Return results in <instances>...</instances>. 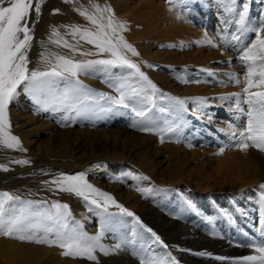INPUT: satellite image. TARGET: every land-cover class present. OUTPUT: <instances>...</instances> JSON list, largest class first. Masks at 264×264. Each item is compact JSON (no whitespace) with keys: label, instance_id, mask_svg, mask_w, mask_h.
Listing matches in <instances>:
<instances>
[{"label":"bare ground","instance_id":"6f19581e","mask_svg":"<svg viewBox=\"0 0 264 264\" xmlns=\"http://www.w3.org/2000/svg\"><path fill=\"white\" fill-rule=\"evenodd\" d=\"M36 1L32 0L33 7L27 18L32 36L37 28ZM155 2V0H133L134 8L130 7L128 18L136 28L132 29L131 26L130 28L134 32L141 29L139 31L141 33L139 35V32H135L131 39L128 37L130 45L134 48L132 55L128 54L132 56V61H137L136 59L139 58L137 56H140L138 55L140 54L139 46L142 48L146 45L147 49L141 50L146 56L147 54L151 56L149 59L154 60L151 62L152 67H150L151 64L150 66L146 64L150 67L147 68L152 69V75L155 74L156 78L162 80L167 89L164 88L162 92H159V89L155 88L157 84L152 81L150 84L152 88L145 89L143 93V82L135 86L134 84H137L134 83L135 78L127 70L116 71L115 86L110 93L116 101L120 99L121 91H123L124 103L118 104L114 101L113 108L106 113L114 111L115 117L124 122V127L139 131L140 134H138L143 139L150 141L152 145L161 146L162 151L169 153L168 167L172 168L170 178L163 182L161 187L154 185L155 179L152 177L154 163L147 161L148 170L151 169L150 176L142 178L137 174L134 175L135 189L128 191L124 201L117 199L115 205L108 203L119 208V212L99 206L104 204V198L95 197L92 195L94 193H89L88 200L70 192L59 196L58 194L61 193L57 194L48 187L49 184L44 187L38 183L40 185H33L14 193L11 190H5L0 184V193L7 192L20 198L9 201L5 205L17 211L27 208L32 212L54 214L57 209L52 207L53 204H67L69 227H76L89 236L98 235L103 231L100 243L109 251L114 250L115 245L119 244L118 240H122L121 236H117L119 232L116 229L119 226L113 223L119 218V214H124V218L128 217V221L139 218L143 222L142 226L151 227L152 231L160 237L159 251L156 252L160 264H239L240 258L258 254L255 248L264 246V188L260 187L264 184V153L252 148L243 151L235 146L239 141V133L247 127V113L250 110V106L246 103L247 94L243 92V89L246 86V74L251 62H244L241 57L255 42L257 31L264 38V0H235V3L232 0H160L159 11L152 7ZM245 4L247 5L245 19L243 23H238L239 14L243 12ZM104 9L108 8L102 5L100 0L58 2L46 14V26L52 34L53 42L49 46L41 44L45 48L43 53H28L29 69L48 71L56 63V56H64L73 61L82 59V54H77L72 48L65 47L64 42L74 46L87 42L81 39L79 33L72 35L73 27L84 30L87 27L91 29L89 27L93 26V24H87L88 19L81 14L85 11L89 15L100 18L102 23L104 18L111 17L114 26L121 25L119 15V17L116 15L118 18H113L109 13L110 10L104 11ZM127 24L125 26L130 25ZM120 30H123V35L126 33H124L125 29ZM54 32L59 35H53ZM38 35L35 34V37ZM113 35L115 36L114 33ZM114 36L113 38L116 37ZM234 37L238 38L234 39ZM40 39L38 41L41 43L42 38ZM57 39L61 40L60 44L54 42ZM44 43H46L45 40ZM149 45L151 49L148 48ZM121 47L124 48L123 45ZM136 47L139 50H136ZM89 52L91 56L96 57L100 53L97 47ZM143 57L145 58V55ZM256 64L258 73L261 62L257 61ZM150 73L148 75H151ZM61 78H45L47 83L29 87L27 90L24 85H20L17 95L8 105L9 131L16 134L20 141L19 148H23L25 152L31 150L32 142L39 136L37 132L43 129L42 124H47L55 114L61 113L59 108L64 97L53 91L60 89L58 82ZM254 79H259L258 74ZM82 91L87 93V88ZM251 91H264V88H253ZM24 93L32 95L27 98L33 104L31 112L26 109L31 105L26 104V100L22 101ZM148 93L151 95L146 96L145 94ZM70 101L75 100L70 98ZM93 110L90 115H98V112ZM141 111L145 115L137 116L136 113ZM142 127H151L154 131H140ZM233 133L236 135L233 136ZM119 140L115 138L113 143L116 145ZM98 141L97 145L101 143L105 145V142H108L107 139ZM221 148L225 149L223 153H220ZM12 149L15 151L14 148ZM58 169L51 173L50 169L48 171L45 169V172L59 177L62 174L71 176V173L64 172L62 167ZM108 171L110 173L112 169L108 168ZM156 171L157 169H154V172ZM119 175L114 174L110 177L109 184L106 186H101L98 182L86 181L112 197L120 194L122 190V178H118ZM48 176L46 175L45 178ZM252 186L258 192L254 196H250L249 193ZM160 190L162 193L163 190L167 191L163 195V200L159 196ZM167 197L173 200L171 204L164 202ZM91 199L98 200L99 205L92 204ZM254 200H258L259 203L255 204ZM117 205L127 209L133 215L129 216ZM219 213L223 215L224 222L229 220L233 224L229 241L223 238L219 227L213 222L212 216ZM260 213H262L261 216H259ZM107 219L112 221L111 225L106 224ZM43 222L48 226L53 223L46 219ZM38 232L41 233L40 237L45 236L43 229L37 230V234ZM47 236L54 238L55 233H48ZM215 238L224 240L223 243L219 241L224 251H218ZM0 239L6 246L0 264H84L82 258L63 255L64 249L55 244L22 241L3 235H0ZM195 247L204 248L202 253L205 255H198ZM43 249L47 252L45 254L49 255L46 256L47 258L42 253ZM104 254H100L102 258ZM144 257L142 255L144 264L148 263L150 260ZM216 257L226 259L219 260ZM132 258L130 264H135ZM248 264H259V262H248Z\"/></svg>","mask_w":264,"mask_h":264},{"label":"rangeland","instance_id":"374dc122","mask_svg":"<svg viewBox=\"0 0 264 264\" xmlns=\"http://www.w3.org/2000/svg\"><path fill=\"white\" fill-rule=\"evenodd\" d=\"M37 1L35 5L37 4ZM60 1L62 0H40L38 2L41 7H40L39 14L37 13L35 14L36 15L35 21L37 20L36 21L37 28H35V31H34V35H33L34 38L32 39L33 42L31 41V47L28 49L29 54L43 53L45 51V48H43L41 44H45L49 46L53 42L52 34L48 30L49 28L46 26L47 25V20H46L47 15L46 14H48L51 11V9ZM155 1L156 2L152 5V7L155 8V9L153 8L154 10L159 11L160 6L158 2L160 0H155ZM100 2L102 3V5H104L110 10L109 13L111 16H113V18H118L120 16L118 19H121V22L123 23V24L121 23V25L124 28L119 27L120 24L117 25L118 27H116V31L118 32L122 31V32L119 34L118 32H115L114 34L116 37L117 35L118 37L120 36L123 37L126 34L125 35L126 39L125 37H123V40L126 41L128 44H130L129 41L133 37L135 32L141 31V29L139 28L140 29V30L138 29L139 31L134 32V30L132 29L136 28V26L133 25V22L130 21L131 19L128 18L130 15V11H131L130 7L132 9L134 8V5L132 3L133 0L132 1L131 0H100ZM118 4L119 6H117ZM42 12H43L42 14L43 16L40 15ZM106 15H107V12H106ZM116 15L117 16L119 15V16L117 17ZM126 19L128 20L126 21ZM107 21H108V17L104 18L105 25L107 24ZM86 22L89 25L92 24L90 20H86ZM127 22L130 25L127 24ZM126 24L129 26H125ZM130 26L132 29L130 28ZM89 28L91 29H88V27L86 29L94 31V29L96 30L97 26L93 25ZM126 28H128V31H126ZM120 29H125L124 33L125 32L126 33L123 35L122 34L123 30H120ZM106 31H108L109 34L111 33L110 36H112V32H110L111 31L110 29H106ZM37 32L38 34L40 33L39 35H42V36L40 37L37 34ZM140 33L141 32H139V35ZM35 34L38 35L40 38H42L43 43L42 41L41 43L39 42L41 39L40 38L38 39L37 38L38 36L35 37ZM116 37L113 38V43H117ZM43 39L45 40L46 43H44ZM119 45H118L119 51L121 52L122 55L126 56L127 59L131 61L132 63L137 62L136 65L139 68V72L135 70L134 68L131 69L128 65H120V64L108 65V64L94 63V64H91L89 67L85 68L83 71H81L78 74V76L75 78L62 77L60 81L58 82L60 89L53 90L55 94L62 95L64 97V101H62L61 107L59 108L61 113L58 115L55 114L50 122L48 123L46 122L47 124H42L43 129L41 130V132L40 131L37 132L39 133V136L37 137L35 141L32 142L33 144L30 146L31 150L29 152H25L23 148L21 149L18 147V149L14 148L15 151H12L13 150L12 148H9L10 150H8L7 147L0 144V184L2 188H4L7 191L11 190L14 193L20 189L32 187L33 185L42 184L44 187H46V184H49L48 187L54 190L55 192H57V194L61 193V194H58L59 196H61L65 194L66 191L60 190L55 184L51 183L54 179L59 178V176L53 175V174H46L45 169L47 171L50 169L49 172L51 173L52 171L59 170L58 168L62 167V169L65 170L64 172L66 173L70 172L71 176L77 175L79 173H84L85 180L87 181L90 180L91 182H94V183L98 182L99 185L101 186L108 185L109 178L113 177L114 174H118V175L120 174L118 178H122L121 193L115 196H112V197L114 198L115 201L117 199H120V201L122 200L124 201L125 196L128 193V191L135 189V187L133 186L134 180H136L134 175L137 174L141 176L142 178L150 176L151 169L148 170L147 161H153L154 163L152 167L153 176L151 174V176L155 179L153 182L154 185H156L157 187H161V184H163V182H166L170 178L169 176H171L172 174L171 172L172 168L168 167L167 160L169 157L168 155L169 153L167 154L166 152L162 151L161 146L155 145V144L152 145L150 141L143 139L139 135L140 134L139 131L136 132L135 129L131 130V129H127L126 127H124L123 126L124 122L122 120H119L117 117H115L116 115L114 111H110L106 113V111L113 108L114 101H115V99L111 97L112 95L110 91L115 86L114 80L116 77V71H121L123 69H125V71L127 70L128 73L135 78L134 83H137V84H134L135 86H138L139 82L141 83L143 82L142 83L144 86L143 93L145 89L147 90L149 88L150 89L152 88L150 86L152 81H154L157 84L155 88L159 89V92H162L164 88L167 89L166 84L162 80H159L158 78H156L155 74L152 75L153 74L152 69L151 70L148 69L152 67L153 63L151 62H153L154 60L149 59L151 58V56L149 54H147L146 56V54L143 53V51L141 50L143 48L144 50L145 48L147 49L146 45L142 48L141 46H139L140 54L138 53V55L140 56H137L139 57L137 59L135 57L137 61L133 60L134 62L132 61L133 58L131 56L132 50L130 52V49L127 50L125 49V47L124 48L121 47L122 44H119ZM92 47L95 48L96 45L88 43V42H86L85 44H79L78 46H75V52H77V54L83 55V58L79 60L80 62L108 60V59L113 58L112 56H110L112 55L110 52H100L99 53L100 55L98 54L97 57L91 56V53L89 51L93 50ZM137 47L135 49L139 50ZM148 48L151 49L150 45ZM132 49L134 48L132 47ZM124 50L127 51V53ZM94 51L92 53H94ZM104 53H106V55ZM128 53H130L131 55ZM143 54L145 55V58L143 57L144 56ZM141 55L144 60L142 59ZM79 61H76V62H79ZM146 64L148 66H150L151 64V66L148 67ZM146 71L152 72V73L149 72L151 75H148L149 73H147ZM140 73H143V76H141ZM84 88H87V93L82 91V89ZM145 95L148 96V95H151V93H148ZM22 97H23L22 101L26 100L25 101L26 104L29 103L31 105V106H27L26 108L27 110H29V112H31L33 108V104L27 98L32 97V95L24 93ZM70 98L74 99L75 101H70ZM156 103L158 104V102ZM92 110L94 112H98V115H90L92 114ZM44 113H47V111H44ZM105 113L106 115H104ZM94 116L96 117V119H92L94 118ZM86 117L88 119H86ZM11 134L16 136V134L13 132H11ZM115 138L116 140L118 138L120 139L116 145L113 143ZM78 139L79 141H77ZM101 139L103 140L107 139L108 142H105L106 143L105 145L103 143H101L100 145H97V143L99 142L98 140H101ZM25 160L28 161V163L25 164V163L16 162V161H25ZM108 168L112 169L110 173L108 171ZM154 169H157V171L154 172ZM45 174L47 176L49 175L50 178L49 176L45 178L46 177ZM255 190L256 188L254 186H252L249 189L250 196L251 195L254 196L256 193H258ZM159 192H160L159 196H161L163 200V195L167 193V191L163 190V193H162L160 190ZM92 195H95V197L98 196L96 194H92ZM171 201L173 200L169 197H167L164 200V202L170 203V204H171ZM175 203H176V200H175ZM254 203L258 204L259 202L258 200L257 201L254 200ZM110 204L115 205L117 204V202L115 204L110 202ZM110 204H107L106 207L110 209H115V211L117 210V212H119V208L113 207ZM261 215L262 213L259 214V216ZM118 216L119 218H117L113 224L119 226L116 230L120 233V234L118 233L117 236L122 237V240L117 241V243H119L121 246L120 249L114 248V250H111V251L108 250V252L105 254L102 253L99 249H96L94 254L97 256V260L92 261L86 258H82V261L84 262V264H130V261L132 262L131 260L132 257H133L132 259H134L135 261V264H137L138 261H139L138 264H140L143 261L142 255L145 256L144 258L149 259L150 261L149 260L148 261L151 262V264H160L157 260L158 256H156L157 255L156 252L159 251V246H158L159 241H157L155 237V236H158L157 233L153 231L149 232L148 228H150L151 230L153 229L147 225L142 226L141 223L143 222L139 218L132 219V221L134 220L132 222L131 220L128 221L127 219L128 217L125 219L124 214L123 215L119 214ZM212 218H213V222L217 224V226L219 227L218 229L223 235V238L229 241L230 232L233 229V224L231 223V221L226 220L224 222V218L221 213L215 216H212ZM94 224H96L95 221H94ZM106 224L111 225L112 221L107 219ZM144 228L146 230H144ZM153 233H155V236L153 235ZM38 234H37L38 237H40L41 233L38 232ZM212 235H214V233ZM214 240L217 241L216 245H218L217 246L218 251L219 252L224 251L222 250L221 245H220V242L223 243L224 240L222 238H217V239L215 238ZM41 248H43V246ZM195 249L197 253L199 252L202 253V251L204 250V248H200V247L199 248L195 247ZM5 251H6L5 242L0 239V259L2 258V254H4ZM42 251H43L42 252L43 254L47 253L44 249ZM100 254L101 255L104 254L103 258ZM44 256L46 257L49 255L45 254ZM149 262L145 264H149Z\"/></svg>","mask_w":264,"mask_h":264},{"label":"snow or ice","instance_id":"6c2138e0","mask_svg":"<svg viewBox=\"0 0 264 264\" xmlns=\"http://www.w3.org/2000/svg\"><path fill=\"white\" fill-rule=\"evenodd\" d=\"M235 3V0H232ZM7 4V6H5ZM33 7L32 0H0V144L7 148L19 147V139L12 135L9 131L10 124L8 120L7 109L10 101L17 95V89L20 85H24L27 90L29 87L47 83L45 78L48 77H77L78 74L91 64H108V65H128L135 68L139 72L136 64L127 59L119 51V44L132 51V46L123 40V37H116L117 43H113V37L109 35L106 29H110L112 33L116 32V26L111 17L108 18L107 24L101 22L100 18L95 15H89L86 11L82 12L88 20L97 28L95 31L88 29L81 30L79 27L72 28V35L80 34L81 39L88 43L95 44L100 52H110L112 59L99 61L76 62L64 56H56V63L51 66L48 71L30 70L28 67V49L31 47L33 36L27 23V18L30 15V10ZM98 7V6H97ZM108 11V9H104ZM35 12H40V5H35ZM247 13V5H244V10L241 12L238 23H243ZM122 27V25H119ZM53 35L58 36L59 33L54 32ZM22 37V38H21ZM238 37H234L236 39ZM60 44L61 40L54 41ZM211 43V41H207ZM65 47L73 48L74 45L64 42ZM46 59V57H45ZM244 62H251L248 66L246 74V86L243 92L247 94L246 103L250 106L247 113V127L239 133V141L236 147L240 150L247 151L249 148L264 152V91H251L253 88H264V38L257 31L256 40L241 57ZM260 61L259 72L257 73L256 62ZM143 76V73H140ZM258 74L259 79L255 80ZM239 82V81H237ZM153 87H155L153 85ZM239 95V94H236ZM124 92L121 91L120 99L115 102L118 104L124 103ZM183 103V101H181ZM239 105V101H237ZM137 116H144V112H137ZM171 130V129H170ZM140 131L152 132L151 127H142ZM236 134L233 133V136ZM224 148L220 149V153L224 152ZM17 163H28V161H16ZM60 190L75 193L77 196L83 197L85 200L90 199L89 193H94L104 198V204L99 205V201L91 199L92 204L106 207L111 202L116 201L107 193L101 192L88 184L84 178V173L67 176L61 175L53 180ZM264 188V184L260 185ZM19 197L10 195L7 192L0 193V235L12 237L19 240L35 241L36 243H46L49 245H58L64 249L62 252L65 256L86 258L95 261L97 256L94 254L96 249L107 253V249L100 243V238L103 236V231L98 235L89 236L87 233L78 230L76 227L70 228L67 223L68 205L55 203L52 207L57 209L56 213L32 212L27 208H21L18 211L6 207L9 201L19 200ZM29 204L34 202H28ZM120 207L121 211L127 212L129 216L133 213L127 209ZM43 218V219H42ZM52 221V225H46L43 220ZM43 229L45 236L37 237V230ZM149 232L152 230L149 228ZM55 233L54 238H48V233ZM155 236V233H153ZM159 241L160 237L156 236ZM121 246L115 245L116 249ZM255 252L258 254L248 255L240 258L239 264H248V262H259L264 264V246L256 247ZM205 255V253H198ZM216 259L224 260L225 257H216ZM141 264H144L142 261ZM151 264V262H149Z\"/></svg>","mask_w":264,"mask_h":264}]
</instances>
